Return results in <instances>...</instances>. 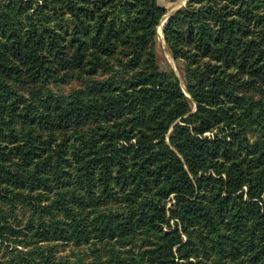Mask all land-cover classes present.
Segmentation results:
<instances>
[{"label": "trees", "instance_id": "16d2710c", "mask_svg": "<svg viewBox=\"0 0 264 264\" xmlns=\"http://www.w3.org/2000/svg\"><path fill=\"white\" fill-rule=\"evenodd\" d=\"M167 11L0 0V264H264V0L169 15L184 83Z\"/></svg>", "mask_w": 264, "mask_h": 264}, {"label": "rangeland", "instance_id": "374dc122", "mask_svg": "<svg viewBox=\"0 0 264 264\" xmlns=\"http://www.w3.org/2000/svg\"><path fill=\"white\" fill-rule=\"evenodd\" d=\"M162 5H164L167 8V13L162 19V22L158 28V38H159V47H158V54H159V62L162 68H166L168 66H172L179 76L182 79L181 72L183 68V64L181 62H177L173 55L171 54V51L165 41L163 29L165 22L167 21L169 15H171L174 11H176L181 6L185 5L188 0H159ZM183 82V79H182ZM184 83V82H183ZM76 84L74 82L65 84L62 88L63 90H69L72 86H75ZM3 247L0 246V250H2ZM68 247H63L62 251H66Z\"/></svg>", "mask_w": 264, "mask_h": 264}]
</instances>
